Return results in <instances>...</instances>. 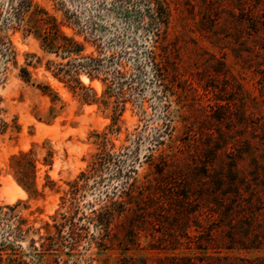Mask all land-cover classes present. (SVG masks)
Masks as SVG:
<instances>
[{
  "label": "rangeland",
  "instance_id": "1",
  "mask_svg": "<svg viewBox=\"0 0 264 264\" xmlns=\"http://www.w3.org/2000/svg\"><path fill=\"white\" fill-rule=\"evenodd\" d=\"M37 8L76 53L45 44ZM243 10L264 16V0H0V264H159L174 253L161 217L128 251L74 245L67 228L41 247L100 155L110 161L72 204L80 216L132 177L162 192L180 168L190 178L236 167L264 182V79Z\"/></svg>",
  "mask_w": 264,
  "mask_h": 264
},
{
  "label": "trees",
  "instance_id": "2",
  "mask_svg": "<svg viewBox=\"0 0 264 264\" xmlns=\"http://www.w3.org/2000/svg\"><path fill=\"white\" fill-rule=\"evenodd\" d=\"M242 14L246 17L240 22L247 23L256 40L252 51L258 53L257 73L264 79V16L249 15L245 10ZM46 16L39 8L33 13L36 26L47 35L45 44L51 49L76 53L79 45L63 36L55 21ZM244 59L239 56L241 62ZM152 64L162 63L153 59ZM107 158L108 155L98 156L89 172L82 173L72 185L66 211L53 226L58 235L44 238V250L56 245L58 238H65L62 232L67 228L66 237L74 245L87 241L104 249L110 244L128 251L131 244L139 246V235L154 229L161 217L163 241L168 243L163 250L174 253L159 258V264H264L263 181L253 183L241 178L236 167L228 169L224 176H208L207 168L205 174H193L192 179L180 168L164 174L166 184L161 192V186L156 189V185L132 177L112 195L108 194L101 208L80 216L72 204L90 180L102 175L110 161Z\"/></svg>",
  "mask_w": 264,
  "mask_h": 264
},
{
  "label": "bare ground",
  "instance_id": "3",
  "mask_svg": "<svg viewBox=\"0 0 264 264\" xmlns=\"http://www.w3.org/2000/svg\"><path fill=\"white\" fill-rule=\"evenodd\" d=\"M7 180V179H6ZM13 182V181H12ZM14 183V182H13ZM15 185V184H14ZM11 188V187H10ZM9 189V188H8ZM21 190V189H20ZM12 199V198H11ZM18 199H20V198H18ZM12 201V200H11ZM10 202V201H9Z\"/></svg>",
  "mask_w": 264,
  "mask_h": 264
}]
</instances>
